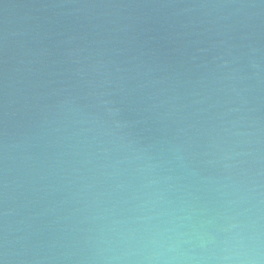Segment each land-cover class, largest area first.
Returning <instances> with one entry per match:
<instances>
[{"label":"water","instance_id":"water-1","mask_svg":"<svg viewBox=\"0 0 264 264\" xmlns=\"http://www.w3.org/2000/svg\"><path fill=\"white\" fill-rule=\"evenodd\" d=\"M0 264H264V0H0Z\"/></svg>","mask_w":264,"mask_h":264}]
</instances>
